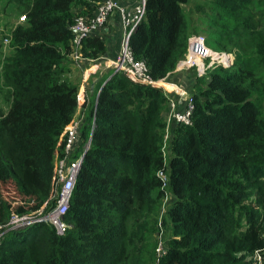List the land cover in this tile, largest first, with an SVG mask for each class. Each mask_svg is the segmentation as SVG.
Segmentation results:
<instances>
[{"label": "trees", "instance_id": "16d2710c", "mask_svg": "<svg viewBox=\"0 0 264 264\" xmlns=\"http://www.w3.org/2000/svg\"><path fill=\"white\" fill-rule=\"evenodd\" d=\"M103 1L3 4L2 12L14 20L22 15L24 22L2 38H9V53L0 62L6 90L0 93L8 96L0 111V264H245L256 252L264 264V199L255 196V186L264 185V29L255 28L264 14L255 20L252 0H203L196 7L207 29L205 44L235 59L229 70L202 77L194 71L191 123L170 129L166 157L171 99L162 88L118 73L100 82L87 103L64 78L75 51L72 10L91 17ZM261 2L255 0V8ZM188 3L145 0L129 37L131 54L145 62L154 82L186 57ZM251 46L252 53L243 55ZM79 52L97 61L107 45L100 36L85 37ZM85 108L79 143L91 136V144L64 216L68 229L62 236L44 224L6 232L9 218L36 213L50 199L55 161L77 109ZM158 173L165 175V187ZM4 188L22 205L7 202ZM159 242L165 253L157 257ZM40 244L42 255L33 251Z\"/></svg>", "mask_w": 264, "mask_h": 264}, {"label": "built area", "instance_id": "2783aa9c", "mask_svg": "<svg viewBox=\"0 0 264 264\" xmlns=\"http://www.w3.org/2000/svg\"><path fill=\"white\" fill-rule=\"evenodd\" d=\"M144 3L145 0H141L139 6H136L134 9H132V11H129L126 6H123L120 3L119 0H104L97 6L91 17H78L73 22L70 30L75 32H72L74 34L73 43L75 46V51L72 54L71 60L73 65L82 71V75L84 77L85 71L83 70L81 62L85 59L82 58L79 52L81 39L91 36H101L110 20L113 17L118 16V21L122 29V38L120 41L119 52L114 59L108 60L107 62V70L108 72L111 71V73L110 76L103 81V85L112 76L122 73L132 81H136L144 85L158 86L162 88L164 93L167 92V82L165 81L166 78L162 81L154 82L150 78L145 62L135 60L128 48L129 37L136 24L143 17ZM188 51L189 53L186 59L178 63V69L188 70L190 67H196L199 72H202L205 63L208 60H212L209 59V57H214L211 56L209 50L203 47V39L199 38H190L188 40ZM217 59L220 60L221 63H225L228 58L221 56ZM210 65L211 63L209 62L208 66ZM84 89L85 85L82 87L83 92H85ZM173 94L177 97V100L169 101V112L167 114L168 118L166 120L167 137L168 128L170 130L175 125H190V116L193 111V104L188 98L187 92L184 89L176 88L173 91ZM97 97L95 99V103ZM179 106L180 110L178 109ZM83 121L84 114H81L79 118L76 115L75 121L73 122L65 138L64 147L62 151H60L61 156L55 161L56 181L54 185V192L48 202H46L42 208L32 216V222L34 224H44L48 226L55 232L57 236H62L68 229V225L64 221V216L69 208L70 198L83 163L84 155L90 149L91 136L87 139L85 144L80 146L79 143V135ZM158 177L162 181L163 187H165V175L163 173H158ZM24 217V215H14L12 218ZM164 253L165 250L161 246V242H159L156 248V255L157 257H160ZM255 255H257L260 259V256L257 252Z\"/></svg>", "mask_w": 264, "mask_h": 264}, {"label": "rangeland", "instance_id": "374dc122", "mask_svg": "<svg viewBox=\"0 0 264 264\" xmlns=\"http://www.w3.org/2000/svg\"><path fill=\"white\" fill-rule=\"evenodd\" d=\"M8 0H0V41L2 40V38H4V35L5 37L9 35V30H10V26L11 25H17L18 23H22L24 22V17L22 15H19L18 19L16 18L15 20L12 19L14 17H9L8 16V13H6V9L4 12H2V7H3V4L5 2H7ZM259 0H256V2H258ZM140 2L141 0H137V4L136 6H139L140 5ZM253 2V7L250 9V12L251 14L254 16L255 20L258 19L260 20L262 15L264 14V3L261 4L262 8L260 9H257L255 8V0H252ZM12 5L15 4L14 0H12ZM8 4H10V2H8ZM203 0H189V3L186 5V6H183V10L185 12V19H186V22H187V25H188V29H189V38H199V39H203V47L207 50L210 51V54L211 56H214V57H209V59H212L211 61H207L205 63V66L202 70V72H199L197 70V68L195 69L194 67H190L188 69V73L186 74V76H188L190 73L192 74L193 76V73L195 71L196 75L198 77H202L204 76H207L210 72H213V71H220V70H229V69H232V66H233V63H234V59H235V54L233 53H230V52H227V51H223L221 50L220 48H217V46L215 44H212V43H209L208 45L205 44V35L204 33L207 32V29L205 27V24L203 23L202 19H204L202 17V14L200 12H198L196 10V7L197 6H201L203 5ZM73 11V16H72V21L74 22L78 17H82L80 16L79 12L75 9L72 10ZM16 13H18V10L16 9ZM227 25L229 28L232 27V24L227 21ZM5 26H7V28H5ZM195 26H198L200 29H198V31L200 33L198 34H193L192 32V28L195 27ZM255 28H259V29H264V19L263 21L258 24L257 27ZM255 31V29H253ZM254 31H251L254 32ZM2 50H1V54H0V62L2 61V59L4 57H6L9 53V48H8V45H9V38L6 40V39H3L2 41ZM210 46V47H209ZM253 49H252V46L247 50V51H242V54L245 55V56H249L251 53H252ZM236 52H239L241 54L240 51H236ZM188 44H187V51H186V57L188 56ZM221 56H225L227 59V61L225 63H221L220 60H218L217 58L221 57ZM186 57L184 59H186ZM72 62V61H71ZM209 62L211 63L210 66L209 65ZM220 66H219V65ZM226 64V65H225ZM68 68V70L71 68H73L71 65H70V62L68 61V63L65 64ZM178 68L176 67V70L177 71ZM75 74H79L81 76V87H83L85 85V81H86V77H84L80 70L76 68V71H74ZM77 72V73H76ZM110 73L111 71H109L107 73V75L103 76L101 78V81L102 82V85H103V81L105 79H107L109 76H110ZM174 73H172L171 75H173ZM171 75H169L168 77H170ZM186 76H180L179 79H178V82L182 80V82H179L180 84L182 85H179V86H184L186 88V90L188 91L187 92V96L188 98L190 99L191 97V94L190 92L192 93V91L190 90V87L192 88V85L195 83L194 79L191 77L189 79H191L190 81L188 79H186L185 77ZM167 77V78H168ZM190 77V76H189ZM166 78V79H167ZM264 79V75L262 77ZM186 79V80H185ZM85 80V81H84ZM100 82L98 84H100ZM98 84H95L94 86V91L96 90ZM190 85V86H189ZM5 85L3 83V81L1 80L0 81V92H5ZM8 99V96L5 95V94H1L0 93V111H4L5 110V102L6 100ZM81 113V111L79 112ZM79 113L77 114V117L79 118L80 115ZM85 116V115H84ZM168 118V115L165 116V119L167 120ZM171 135H170V130L168 128V137L166 136V133L164 134V137H163V147H162V151L164 152L165 156H166V149H167V146H168V140L170 139ZM167 157V156H166ZM8 193V195H7ZM3 195H4V198L7 202H9L12 206H16V205H22L18 202V200L14 199V195L11 191L10 188H4L3 189ZM255 196H258V197H261L264 199V185H258V186H255ZM169 199L170 197L167 195V199H164L163 200V206L161 207L160 209V212H159V215L160 216H163L164 213H165V207L167 206L168 202H169ZM35 213H30L28 215H24L25 217L24 218H12V219H8L7 222L5 223V225L3 226V229L6 231V232H9V231H12V230H18V229H23L24 227H27V226H30V225H33L34 223L32 222L33 221V215ZM261 216H263L264 214H260ZM159 218V217H158ZM259 224L264 228V217L261 218V220L259 221ZM158 230H159V233H158V237H162V227H160V222L158 223ZM3 235V233L1 234ZM161 246L163 247V249L165 250V244L163 242H161ZM33 251L34 252H39L41 255L44 253V246L42 244H40L38 246V248H33ZM244 263L245 264H262L260 259L258 258L257 255L253 254L251 256H246L245 259H244Z\"/></svg>", "mask_w": 264, "mask_h": 264}, {"label": "crops", "instance_id": "0c3cea01", "mask_svg": "<svg viewBox=\"0 0 264 264\" xmlns=\"http://www.w3.org/2000/svg\"><path fill=\"white\" fill-rule=\"evenodd\" d=\"M119 1L123 6H126L129 11H132V9H134L137 4V0H119ZM100 38L103 39L107 45V54L96 62H92L89 60H83L81 62L86 77L84 93L86 96L87 103L91 102L93 98L95 84H98L101 81V78L107 75L108 73L107 70L108 60L114 59L119 52L120 41L122 38V29L118 21V16H115L110 20V22L106 25L104 32L102 33ZM71 66L73 67L72 69L71 68L69 70L66 69V74L64 75V78L67 81H69L72 85H75L82 90L81 76L77 72H76L77 74H75L74 71H76V67L73 65L72 62H71ZM80 72L82 74L81 70ZM187 73H188L187 69H178L177 71L174 72L173 75H171L165 80L167 82V86H166L167 92H165L164 94L168 95V97L171 100L174 101L177 100V97L173 94V91L176 88L184 89L186 92H188L184 86H179L182 85L179 83L182 82V80L178 82L179 77L181 75L186 76ZM191 76L192 74L190 73L185 78L190 81L191 79L189 78H191ZM87 111L85 108V110H82L81 113H79L77 109L76 114L79 113V115L80 114L85 115Z\"/></svg>", "mask_w": 264, "mask_h": 264}, {"label": "water", "instance_id": "95a60500", "mask_svg": "<svg viewBox=\"0 0 264 264\" xmlns=\"http://www.w3.org/2000/svg\"><path fill=\"white\" fill-rule=\"evenodd\" d=\"M73 33H75L74 31H72Z\"/></svg>", "mask_w": 264, "mask_h": 264}, {"label": "clouds", "instance_id": "9594fccd", "mask_svg": "<svg viewBox=\"0 0 264 264\" xmlns=\"http://www.w3.org/2000/svg\"><path fill=\"white\" fill-rule=\"evenodd\" d=\"M97 96H98V94H97Z\"/></svg>", "mask_w": 264, "mask_h": 264}]
</instances>
